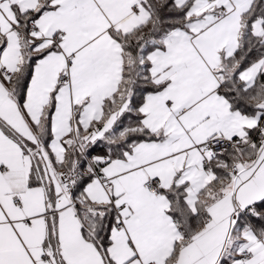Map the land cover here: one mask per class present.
Segmentation results:
<instances>
[{"label": "snow or ice", "instance_id": "obj_1", "mask_svg": "<svg viewBox=\"0 0 264 264\" xmlns=\"http://www.w3.org/2000/svg\"><path fill=\"white\" fill-rule=\"evenodd\" d=\"M0 264H264V0H0Z\"/></svg>", "mask_w": 264, "mask_h": 264}]
</instances>
